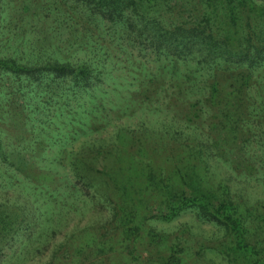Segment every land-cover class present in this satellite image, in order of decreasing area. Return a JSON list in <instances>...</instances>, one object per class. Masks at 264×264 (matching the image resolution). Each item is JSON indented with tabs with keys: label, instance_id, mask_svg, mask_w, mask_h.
Instances as JSON below:
<instances>
[{
	"label": "trees",
	"instance_id": "16d2710c",
	"mask_svg": "<svg viewBox=\"0 0 264 264\" xmlns=\"http://www.w3.org/2000/svg\"><path fill=\"white\" fill-rule=\"evenodd\" d=\"M143 42L158 69L123 56ZM119 64L124 73L113 72ZM2 87L0 254L27 231L30 246L43 243L59 196L80 191L70 174L84 195L112 196V204L89 229L55 241L47 264H80L84 249L104 253L98 246L114 238L146 259L165 249L162 264H196L183 240L146 224L151 201L166 222L194 207L222 226V246L251 255L243 264H264V230L254 236L245 225L255 216L264 226V199L233 198L230 176L208 172L221 164L253 178L260 169L264 185V0H0ZM112 117L109 134L71 148ZM157 144L172 145L164 162ZM25 257L17 248L0 264Z\"/></svg>",
	"mask_w": 264,
	"mask_h": 264
},
{
	"label": "rangeland",
	"instance_id": "374dc122",
	"mask_svg": "<svg viewBox=\"0 0 264 264\" xmlns=\"http://www.w3.org/2000/svg\"><path fill=\"white\" fill-rule=\"evenodd\" d=\"M124 52L126 53L123 56H128L129 58H132L134 61L137 62L138 65H142L143 67L146 66L145 69H151L152 67H154V70H156L158 69V66L160 67V62L154 61L155 56L153 55L152 49L148 47L147 42H143V44L136 43V46L134 47L129 46L124 50ZM117 66L118 68L115 69V71L113 72H117L119 70L120 72L124 73V71L121 69L122 65L119 64ZM10 83L12 82L7 83V85H10ZM1 89L0 95L3 96L6 94V89L4 87H2ZM27 89L28 88H22V91H26ZM30 94L32 99L29 101V103H32V107L34 108L35 96H33L32 93ZM161 97L159 99H161ZM135 112L137 116H144L143 114H141V111ZM144 114L145 116L143 118L145 120H150V118L148 119L149 114ZM136 115L135 117L132 116V119L130 118L132 124H134L133 122H136V118H138ZM107 119L108 122L105 123L104 126H102L103 128L101 129V132H99V129L96 131L93 130L92 133L88 132V134L86 135H78L77 138L69 140V145L71 146V148L76 149L81 145V143L90 142V137L101 138L106 134H109V130L114 129L118 120L115 117H112L113 120H110L109 118ZM119 119L126 120L125 117L122 116H120ZM192 125L194 126L193 130H195L201 136H204V133L207 134L209 132L205 130L202 126L197 125L194 122L192 123ZM209 133L207 135V138L209 137V139H212L213 134L209 135ZM87 135L90 137H86ZM152 146L153 141L150 144V148ZM155 146L157 148L155 153H153L154 157L157 159L158 162H164L166 160L165 155L168 153L167 147L172 145H167V147H165L159 146L157 144ZM207 161L208 162L206 163V165L208 164L209 167L210 163L212 162L209 159ZM68 168L70 169L69 166ZM68 168L65 169V172ZM167 168H165V171L163 170V173L166 172ZM208 172H213V177H215V179H219L220 175L222 174H228L231 177H226L227 182L225 183H227V185L230 187L229 191L232 194L233 198H236L238 200L244 199L249 202H255L257 200L264 199V185L262 184L263 179H257L260 175H262L260 169L258 171L255 170V172H253V178H247L248 175L246 173L242 176L240 174L241 172H235L231 169L223 167L221 164L218 165V168L213 169L209 167ZM68 176L69 178H71H68V183H71L75 190L76 187H79L80 191L76 190L73 194H71V197L69 198L57 195L59 196L58 202L61 203L62 206L60 207V211L55 210L53 219L48 223L51 227V230L49 231V236L44 239L42 244H33L37 246V248H34L30 246L32 244H29L26 241V238L29 236L28 231L26 232L25 236L20 233V236L18 237L14 245L11 248H5L0 254V260L3 258V260L10 258V256L13 255V251L17 248H20L23 251L25 250V253L28 257H25V259L21 260V263L19 264H47L49 261L48 259L53 252L52 247L55 241L62 240L67 236L68 233L73 232L75 229L80 230L84 226H88L87 229H89V224L91 222L100 219V216H104L105 212L112 204L111 202H107L106 200H110L113 197H102L94 191H92L94 195H92V193L84 195L82 191L84 193L87 192L82 190L83 183L76 179V176L74 175L68 174ZM149 206L150 215L148 214L149 216L146 219V224L149 227L151 225L157 231H165L167 235H169V242L175 241L177 237L180 238V240H183V245H189L192 249L190 253L193 259H190V263H193L194 259H196V264H243L245 262H248L249 257L251 258L250 254L246 256L242 255L237 257L232 249H226L225 246H222L224 244V230L222 226H219L218 224H215L213 221H210L206 218L198 216L197 211L194 207L185 208L179 214L175 215L170 222H166L162 219H159L157 216H154V214H157V204H153V202L151 201L149 203ZM250 218L251 217H247L245 223L247 228L250 229L249 233H255L254 236L263 235L262 230H264V226L261 220L258 218L255 219V216L254 219ZM183 224H185L187 227L184 228ZM81 232L83 236L87 231ZM249 233H247L246 235L252 236ZM254 236L253 238H255ZM224 238L225 240H227L228 236L226 235ZM100 246L103 247L104 253H98L97 251V253L95 254L94 249L98 250L97 247H93V250L89 253L86 249H84L83 256L79 255L83 259V261L78 260L80 264H162L160 263V257L162 254H165L164 251H166L165 249H154V251L149 253V257L147 256L146 259L144 258L146 252L143 249L137 247L134 251H132L133 249L131 247H124L122 246V244L118 245L117 238H114L113 242L109 240H103L98 247ZM196 251L198 252L196 253ZM70 253L71 252H69L68 254L66 253L64 257H67ZM140 253L142 254V256L139 259H132L133 255H138ZM62 254L63 252H58L57 255L62 257Z\"/></svg>",
	"mask_w": 264,
	"mask_h": 264
}]
</instances>
